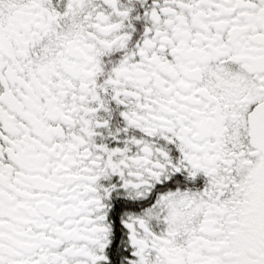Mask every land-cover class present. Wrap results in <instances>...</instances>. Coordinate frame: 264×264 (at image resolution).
I'll return each mask as SVG.
<instances>
[{"label": "flooded vegetation", "instance_id": "1", "mask_svg": "<svg viewBox=\"0 0 264 264\" xmlns=\"http://www.w3.org/2000/svg\"><path fill=\"white\" fill-rule=\"evenodd\" d=\"M264 0H0V264H264Z\"/></svg>", "mask_w": 264, "mask_h": 264}, {"label": "water", "instance_id": "2", "mask_svg": "<svg viewBox=\"0 0 264 264\" xmlns=\"http://www.w3.org/2000/svg\"><path fill=\"white\" fill-rule=\"evenodd\" d=\"M249 127L253 143L264 151V106L251 114Z\"/></svg>", "mask_w": 264, "mask_h": 264}]
</instances>
